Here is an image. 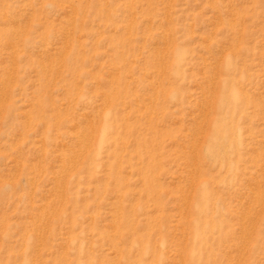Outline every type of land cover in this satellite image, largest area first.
<instances>
[{
	"label": "rangeland",
	"instance_id": "374dc122",
	"mask_svg": "<svg viewBox=\"0 0 264 264\" xmlns=\"http://www.w3.org/2000/svg\"><path fill=\"white\" fill-rule=\"evenodd\" d=\"M0 264H264V0H0Z\"/></svg>",
	"mask_w": 264,
	"mask_h": 264
},
{
	"label": "bare ground",
	"instance_id": "6f19581e",
	"mask_svg": "<svg viewBox=\"0 0 264 264\" xmlns=\"http://www.w3.org/2000/svg\"><path fill=\"white\" fill-rule=\"evenodd\" d=\"M225 83H227V82H224V84ZM228 84V83H227ZM226 87H228V85H225ZM230 88V87H229ZM228 90V89H227ZM226 90V88H225V91H226V94L225 95H227L226 97L224 96V97H221V99H220V101H219V105H220V107L223 105V104H225V102H227L228 104H231V105H233V106H236V104L240 101V94H238V92H237V90H233L232 88L230 89V91L228 92ZM218 125H220V124H218ZM221 126V125H220ZM226 127H227V125H226ZM217 128V127H216ZM228 128V127H227ZM219 129V128H218ZM214 132H215V130H214ZM223 129L222 130H216V136L217 137H215V138H221V140L218 138V140H220V141H222L223 139H226V138H224V135H223ZM105 134V133H104ZM103 134V135H104ZM233 135V134H232ZM230 137H232V136H230ZM229 137V138H230ZM103 138V137H102ZM233 138V137H232ZM233 140V139H232ZM217 141V140H216ZM103 143V142H102ZM219 151V150H218ZM206 190V189H205ZM203 209V206H197V211H200V212H202L201 210ZM206 211V210H205ZM213 223V222H212ZM200 225V224H199ZM197 226V228H196V236L198 237V236H201L202 235V232H201V229H200V227L198 226V225H196ZM212 227H214V226H212ZM202 228V227H201ZM204 230V229H203ZM205 233V232H204ZM203 233V234H204ZM196 243H197V241H196Z\"/></svg>",
	"mask_w": 264,
	"mask_h": 264
}]
</instances>
